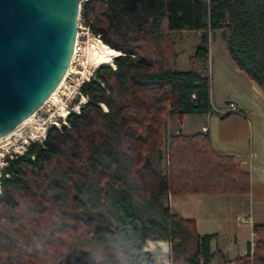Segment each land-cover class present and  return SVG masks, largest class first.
<instances>
[{
    "label": "trees",
    "instance_id": "trees-1",
    "mask_svg": "<svg viewBox=\"0 0 264 264\" xmlns=\"http://www.w3.org/2000/svg\"><path fill=\"white\" fill-rule=\"evenodd\" d=\"M90 32L119 52L78 90L86 102L61 127L5 159L0 172V264H58L88 245L122 264H156L149 241L170 245L172 264H264V225L253 253L229 260L216 235L172 214L170 195L248 194L250 177L205 135L169 136L172 115L210 112V38L225 29L237 67L264 94V0H89ZM200 43L175 69L173 36ZM104 264V263H98Z\"/></svg>",
    "mask_w": 264,
    "mask_h": 264
},
{
    "label": "crops",
    "instance_id": "crops-1",
    "mask_svg": "<svg viewBox=\"0 0 264 264\" xmlns=\"http://www.w3.org/2000/svg\"><path fill=\"white\" fill-rule=\"evenodd\" d=\"M225 36L226 30L220 29L212 37V40L216 38L214 56L220 64L218 68L221 79L218 90L222 94L214 98L212 91L210 112L184 114L180 118L176 114L172 115L168 122L167 135H205L215 152L230 155L240 167H246L241 169L249 174L251 190L248 194L228 195L182 196L167 193L166 196L164 194L162 202L172 214L194 221L199 235H216V243L211 245L212 251L218 250L229 260H235L247 255L249 242L252 240H243L240 233L248 228L252 235L253 226L264 225V94L231 59L225 47ZM176 41L186 55L182 68H178V55L181 57V54L175 50ZM199 43V35L195 33L184 32L173 36L177 71L189 69L188 57ZM228 104L236 105L241 115L221 117L213 111L223 109ZM241 215L252 217V227L247 223H241L240 227L233 223L234 217L237 219ZM152 254L157 260L161 259Z\"/></svg>",
    "mask_w": 264,
    "mask_h": 264
},
{
    "label": "water",
    "instance_id": "water-1",
    "mask_svg": "<svg viewBox=\"0 0 264 264\" xmlns=\"http://www.w3.org/2000/svg\"><path fill=\"white\" fill-rule=\"evenodd\" d=\"M89 0H0V139L36 113L72 61L80 5ZM58 264H98L74 247Z\"/></svg>",
    "mask_w": 264,
    "mask_h": 264
},
{
    "label": "rangeland",
    "instance_id": "rangeland-1",
    "mask_svg": "<svg viewBox=\"0 0 264 264\" xmlns=\"http://www.w3.org/2000/svg\"><path fill=\"white\" fill-rule=\"evenodd\" d=\"M84 3V2H83ZM83 3L80 5V10L83 8ZM213 35L210 40H212ZM176 39V38H175ZM216 38L212 40V46L209 52V59L207 63L208 75L210 76V85H211V94L213 91L214 98L218 95H221L222 92L218 90L219 81L221 79V73L218 68L217 57L214 56V43ZM79 57L72 64L73 72L68 76L64 81H62L61 86L59 85L56 91L54 92V100H49L36 112V117L30 121L29 124L22 127L15 135L8 136L7 139H0V172L1 169L5 166V159L11 156H15L23 152L25 147L34 141H41L46 135L47 129L50 127H61L65 124L64 119L69 112H78L79 107L86 102L83 101V97L79 96V86L83 81H87L93 77L94 71L101 66L100 64H95L92 62L91 50L98 48H103V43L101 44L97 38L92 35L89 30L88 34H84L81 38ZM211 42V41H210ZM176 49L180 54L178 55V68H182L184 65L185 53L183 48L181 49L178 42L176 41ZM96 46V47H95ZM174 51V50H173ZM175 53V52H174ZM189 59V57H188ZM94 63V64H93ZM113 65V62H111ZM98 65V66H97ZM111 66V65H110ZM212 110V109H211ZM65 113V117L60 115ZM51 114V115H50ZM250 119V118H249ZM264 121V119H262ZM30 128V129H29ZM34 128V129H33ZM35 131V132H34ZM245 139H247V132ZM24 140V141H23ZM230 156V155H228ZM245 169L244 167H241ZM251 190V182H250ZM250 192V191H249ZM168 195L165 192V196ZM241 217H246L241 215ZM233 223L236 226L242 225L244 223L237 222L234 217ZM240 227V226H239ZM243 240H251L253 246L250 244V252L253 253L254 247L256 245L257 239L251 235V231L248 228H245L243 232L240 233ZM160 243V244H159ZM244 244V243H243ZM80 248L90 250L88 245H83ZM145 251L154 253L157 257L161 259L169 257L170 245L165 242H153L149 241L144 248ZM95 259L98 263L104 264H122L123 259L121 256H113L109 252L101 249H91ZM158 261V260H157ZM232 261V260H231Z\"/></svg>",
    "mask_w": 264,
    "mask_h": 264
},
{
    "label": "built area",
    "instance_id": "built-area-1",
    "mask_svg": "<svg viewBox=\"0 0 264 264\" xmlns=\"http://www.w3.org/2000/svg\"><path fill=\"white\" fill-rule=\"evenodd\" d=\"M76 26H77V35H76V41H75V47H74V53H73V57H72V61L71 64L69 66L68 72L66 73L63 81L72 74L73 72V66L72 64L77 60V58L79 57V51H80V44H81V38L84 34H88L89 33V27L88 25L85 23L84 18L82 17V15L80 14V10L78 13V17H77V22H76ZM98 41H100L98 39V37H96ZM101 42V41H100ZM212 111V110H211ZM213 111L218 115V116H226V115H230V114H239L241 115L240 111L238 110V107L234 104H228L226 107H224L223 109H213ZM24 151V150H23ZM253 154H251L252 156ZM237 222L240 223H247L250 227H252V217L248 216L246 218L238 216L237 217ZM251 243V247L253 246V242L252 240L250 241ZM156 264H172L171 259L169 257L163 258V259H159L157 261Z\"/></svg>",
    "mask_w": 264,
    "mask_h": 264
},
{
    "label": "bare ground",
    "instance_id": "bare-ground-1",
    "mask_svg": "<svg viewBox=\"0 0 264 264\" xmlns=\"http://www.w3.org/2000/svg\"><path fill=\"white\" fill-rule=\"evenodd\" d=\"M117 55H119V52H116V51L110 49L108 46H106V45L103 44V48L96 47L95 49L91 50L90 57L92 56V62H94L95 64L107 65V66L109 65L110 66V65H112L111 62H112L113 57H115ZM60 86H61V84H60ZM54 95H55V93L51 96V98L49 99V102L52 101V100H54ZM85 100L86 99L83 98V101L84 102H85ZM60 116L61 117H65V113H62ZM35 117H36V113H34L31 117H29L26 121H24L20 126H18L17 128H15L14 130H12L9 134H7L6 136H4L1 139H4V138L7 139L8 136L15 135L16 132H18L25 125L29 124L30 121H32V119L35 118Z\"/></svg>",
    "mask_w": 264,
    "mask_h": 264
}]
</instances>
